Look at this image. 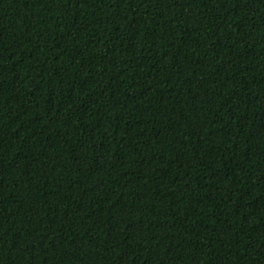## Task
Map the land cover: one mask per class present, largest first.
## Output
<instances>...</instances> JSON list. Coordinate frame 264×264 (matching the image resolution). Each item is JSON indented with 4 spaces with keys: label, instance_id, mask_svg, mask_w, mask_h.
<instances>
[{
    "label": "trees",
    "instance_id": "1",
    "mask_svg": "<svg viewBox=\"0 0 264 264\" xmlns=\"http://www.w3.org/2000/svg\"><path fill=\"white\" fill-rule=\"evenodd\" d=\"M0 264H264V0H0Z\"/></svg>",
    "mask_w": 264,
    "mask_h": 264
}]
</instances>
